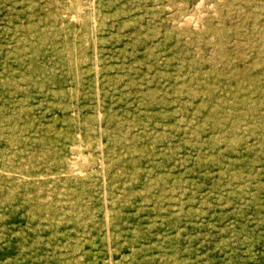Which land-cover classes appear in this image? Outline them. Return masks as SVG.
Instances as JSON below:
<instances>
[{"label": "rangeland", "instance_id": "1", "mask_svg": "<svg viewBox=\"0 0 264 264\" xmlns=\"http://www.w3.org/2000/svg\"><path fill=\"white\" fill-rule=\"evenodd\" d=\"M0 264H264V0H0Z\"/></svg>", "mask_w": 264, "mask_h": 264}]
</instances>
